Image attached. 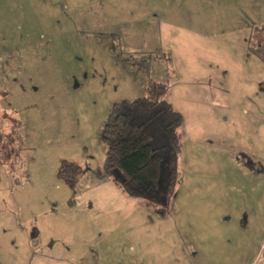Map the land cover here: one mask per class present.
Segmentation results:
<instances>
[{"label":"rangeland","instance_id":"obj_1","mask_svg":"<svg viewBox=\"0 0 264 264\" xmlns=\"http://www.w3.org/2000/svg\"><path fill=\"white\" fill-rule=\"evenodd\" d=\"M223 2L0 0V264H184L185 246L233 258L264 237V188L250 204L242 171L264 146L240 131L241 96L264 95L248 50L264 0ZM158 87L184 118L165 216L99 176L113 106Z\"/></svg>","mask_w":264,"mask_h":264},{"label":"trees","instance_id":"obj_2","mask_svg":"<svg viewBox=\"0 0 264 264\" xmlns=\"http://www.w3.org/2000/svg\"><path fill=\"white\" fill-rule=\"evenodd\" d=\"M261 30L264 25L254 26L248 50L264 60V41L256 36ZM165 95V88L158 87L148 97L113 106L101 134L106 162L99 173L162 216L169 212L180 182L179 129L184 123Z\"/></svg>","mask_w":264,"mask_h":264},{"label":"crops","instance_id":"obj_3","mask_svg":"<svg viewBox=\"0 0 264 264\" xmlns=\"http://www.w3.org/2000/svg\"><path fill=\"white\" fill-rule=\"evenodd\" d=\"M129 1V0H128ZM223 4L219 8L221 11V15L223 16L231 9L235 10L233 4H229L227 0H223ZM218 8V7H217ZM252 93H245L241 96L242 101L241 105L243 106L242 114L246 117H250L251 120H246L245 123H241L240 125V131L248 133V137H253V145L255 147L264 146V95L261 97L260 90L251 89ZM264 93V90L262 91ZM253 109V111L249 112L246 108L250 107ZM264 151V150H263ZM255 153L258 155V153L255 150ZM263 155V154H262ZM262 155L258 158V162L264 163V159L262 158ZM243 168V174L245 176H249V183L247 184V187L244 191V193L248 192V202L253 203L254 201L250 200L249 195L252 197L253 194L257 191L260 192V188H264L263 183L260 182V179L264 177V166H259L256 169H248L245 164H242ZM262 167V168H261ZM234 176L235 175H231ZM246 183V182H245ZM238 184L235 183L230 188L235 190L237 192ZM248 190V191H247ZM240 191V190H239ZM255 204V202H254ZM264 209V206L262 207ZM256 209H261V206L259 205V202L256 205ZM258 212V211H257ZM257 214V213H256ZM256 220L260 222V213L257 214ZM252 222L249 219H247L246 222H244V226ZM254 223V222H253ZM258 237H241L239 244H241L242 250H240V253L235 255L233 258H230V256L219 257L218 259L214 258L213 255H211L208 252V256L203 254H195L193 250H190L189 247H183L181 249L182 253L179 255L180 258L184 261V264H198L197 260H200V264H264V237H259L260 233L257 235ZM213 239L212 237H208V244L215 243L216 245H222L232 248V241L227 240L220 237H214V241H211ZM220 243V244H219ZM253 247V249H252ZM180 249V248H179ZM252 250V253H251ZM190 258H193L194 260L190 261ZM221 262H218V261ZM181 264V263H180Z\"/></svg>","mask_w":264,"mask_h":264}]
</instances>
